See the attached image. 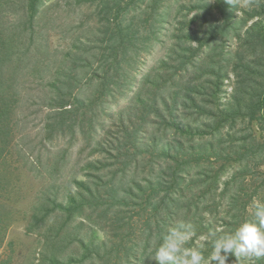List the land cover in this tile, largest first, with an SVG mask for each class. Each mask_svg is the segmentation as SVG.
Here are the masks:
<instances>
[{
  "label": "trees",
  "instance_id": "trees-1",
  "mask_svg": "<svg viewBox=\"0 0 264 264\" xmlns=\"http://www.w3.org/2000/svg\"><path fill=\"white\" fill-rule=\"evenodd\" d=\"M97 1L98 24L92 29L101 45L96 62L103 63V73L94 67L81 77L77 69L93 65L81 37L74 48L82 53L64 52L46 75L45 37L37 25L46 0H0V249L14 214L20 213L14 202H19L21 159H9L19 124L31 115L19 117L22 93L47 89L46 99L29 104L37 106L32 113H44L43 140L77 131L90 139L97 101L78 98L76 91L94 79L101 84L96 99L110 86L124 87L127 65L142 47L159 41L160 26L151 20L159 0ZM179 10H188L184 16L193 11L192 18L175 22L167 54L142 76L118 119L94 141L95 157L83 166L85 178H74L75 190L64 199L41 195L24 211L26 230L43 238L36 264H156L163 234L181 220L196 228L186 246L200 249L207 261L212 234H227L202 213L209 210L210 188L200 192L201 199L197 187L208 185L212 171L217 181L231 185L264 152V139L246 130L257 124L264 131V0L202 1L181 4ZM230 38L235 46L227 44ZM234 164L239 169L224 179ZM132 171L142 176L122 187L120 178ZM241 197L234 194L229 205ZM238 216L224 223L233 224ZM74 222V229H98L105 238L86 240L70 230ZM254 260L234 259V264H264V256Z\"/></svg>",
  "mask_w": 264,
  "mask_h": 264
},
{
  "label": "rangeland",
  "instance_id": "rangeland-1",
  "mask_svg": "<svg viewBox=\"0 0 264 264\" xmlns=\"http://www.w3.org/2000/svg\"><path fill=\"white\" fill-rule=\"evenodd\" d=\"M202 1L213 2L214 0H159L155 12L153 10L151 15L152 22L157 23L158 27L160 26L159 41L150 42L144 49L142 47L136 55L135 62L127 65L130 75L124 80V87L110 86L106 95L96 99L100 95L101 84L99 80L94 79L89 83H84L76 91L78 98L86 100L95 98L94 100L97 101L94 108L95 132L92 138L89 139L85 134L77 131L73 136L68 134L55 138L53 141L43 140L41 127L44 113H32L37 106L29 104L33 100L46 99L44 97L47 89L39 86L35 90L22 93L23 101L19 110V117L23 118L29 113L31 115L20 122V133L11 148L12 158L9 159L10 162H12V159L16 161L21 159V180L17 193L19 202L17 204L14 202V206L20 213L14 214V220L7 227L5 240L0 249V264H36L38 262L43 238L36 232L26 230L24 211H28L29 204L35 201V197L51 195L53 198L64 199L69 190H75L73 179L85 178L83 166L86 161L95 157V155H91L94 141L101 138L105 129L118 119L120 110L129 103L130 98L139 86L142 76L167 54L173 41L170 38V33L175 22L185 17L186 20L192 18L193 11L184 16L188 10L180 11L179 6L181 4L190 6ZM44 5L41 8V13H43L37 21V25L38 29L42 27L41 35L43 38L45 37L43 45L46 48L49 62L45 68L46 75H51L53 67L62 58L64 52L71 51L73 53L77 50V52L82 53V49L74 48L78 45L77 39L79 37L83 41L85 40L88 50L84 54L93 62V65L90 69L88 65L80 67L77 69L78 75L82 77L94 67H97L98 71L103 73V63L96 62L101 45L96 41L95 31L92 29L98 24L97 13L100 10L98 1L96 0L94 3H77L76 0H46ZM49 5V9H46ZM240 5L245 7V2L240 1ZM235 13L240 15L241 11L236 9ZM193 26L195 28L196 24L194 23ZM227 44L235 46L236 41L230 38ZM48 77L46 78L48 79ZM231 82L230 80L225 86L228 91L232 89ZM241 127H244V125H241ZM246 130L255 133L259 139H264V131H261L257 124H252ZM158 134L161 133L158 132ZM24 154L27 157L26 160L22 158V156H25ZM247 166L245 176H238L237 180L231 185L217 181L215 179L216 173L212 171L208 172L206 182L208 185L201 184L197 187L201 199L204 198V195L200 192L206 187L210 188L205 197L209 210L202 213L209 217L218 229H227V233L234 232L240 223L252 219L253 209L251 205L255 199L264 200V152L258 161L249 163ZM238 167L240 166L237 164L229 166L228 171L223 173L222 177L225 179V177L231 176L236 169H239ZM133 172H129L128 175L120 178L119 183L122 187L129 185V178L142 176L140 173L131 175ZM238 192L242 193L243 197L239 198L234 205H229L233 195L238 194ZM237 214H239L237 222L233 221V224L227 225L224 223V219H231L232 216ZM75 223H71L70 230L76 234L79 233L86 240L92 235H96L100 239L105 238L104 232L98 229L87 227H82L81 230L80 228L74 229ZM39 231H43V229ZM75 248L76 251L79 250L77 244H75ZM234 259L236 263L255 261L254 257L235 258L230 256L229 264H234ZM212 264H215V262H212Z\"/></svg>",
  "mask_w": 264,
  "mask_h": 264
},
{
  "label": "clouds",
  "instance_id": "clouds-1",
  "mask_svg": "<svg viewBox=\"0 0 264 264\" xmlns=\"http://www.w3.org/2000/svg\"><path fill=\"white\" fill-rule=\"evenodd\" d=\"M229 4L233 0H227ZM252 219L239 224L234 232L215 236L213 233V253L206 261L203 252L186 245L196 235L195 226L181 220L162 236V242L155 251L156 264H229V257L264 256V200L255 199L251 205Z\"/></svg>",
  "mask_w": 264,
  "mask_h": 264
}]
</instances>
